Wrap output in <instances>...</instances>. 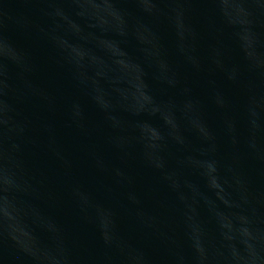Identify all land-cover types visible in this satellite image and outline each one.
Masks as SVG:
<instances>
[{"label":"water","instance_id":"obj_1","mask_svg":"<svg viewBox=\"0 0 264 264\" xmlns=\"http://www.w3.org/2000/svg\"><path fill=\"white\" fill-rule=\"evenodd\" d=\"M0 264H264V0H0Z\"/></svg>","mask_w":264,"mask_h":264}]
</instances>
